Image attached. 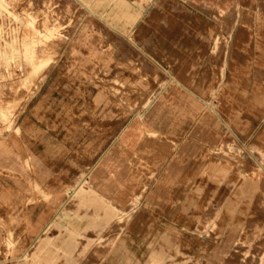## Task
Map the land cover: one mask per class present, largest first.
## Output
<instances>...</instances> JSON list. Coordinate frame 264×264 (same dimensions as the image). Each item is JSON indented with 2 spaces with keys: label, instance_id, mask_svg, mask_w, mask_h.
<instances>
[{
  "label": "crops",
  "instance_id": "0c3cea01",
  "mask_svg": "<svg viewBox=\"0 0 264 264\" xmlns=\"http://www.w3.org/2000/svg\"><path fill=\"white\" fill-rule=\"evenodd\" d=\"M92 2H108L110 16L94 12L144 63L133 59L131 74L84 63V87L163 88L133 93L131 110L122 95L86 89L51 110L30 101L13 128L0 126V189L19 196L38 233L118 232L100 264L219 256L254 183L219 150L264 119V0Z\"/></svg>",
  "mask_w": 264,
  "mask_h": 264
},
{
  "label": "rangeland",
  "instance_id": "374dc122",
  "mask_svg": "<svg viewBox=\"0 0 264 264\" xmlns=\"http://www.w3.org/2000/svg\"><path fill=\"white\" fill-rule=\"evenodd\" d=\"M0 3V126L13 128L27 104L34 100L42 110H51L52 102L67 104L73 99L79 102L85 89L88 94L97 90L109 96L122 95L124 107L131 110L133 93L147 100L163 88L162 85L133 87L126 80H113L110 85L91 90L84 87V63L103 62L112 68L118 65L128 74L132 72L133 59L144 63L142 56L123 53L121 44L110 33L108 22L94 12L102 10L110 16L113 8L109 9L108 2L0 0ZM263 129L264 119L257 120L248 130L236 129L235 137L219 150L221 158L234 160L236 170L254 181L241 215L238 238L219 256L199 257V262L186 264L264 261V135L260 136ZM32 202L28 200L29 204ZM124 218L119 221H125ZM117 234L111 230L69 232L53 227L38 233L32 230L30 216L20 207L19 196L13 193L12 199H7L0 189V264H100L106 255L115 253Z\"/></svg>",
  "mask_w": 264,
  "mask_h": 264
},
{
  "label": "bare ground",
  "instance_id": "6f19581e",
  "mask_svg": "<svg viewBox=\"0 0 264 264\" xmlns=\"http://www.w3.org/2000/svg\"><path fill=\"white\" fill-rule=\"evenodd\" d=\"M0 5H2V4L0 3ZM263 135H264V129H263V131L261 132L260 136L262 137ZM261 259H262V258H261ZM263 262H264V261H262L261 264H263Z\"/></svg>",
  "mask_w": 264,
  "mask_h": 264
}]
</instances>
